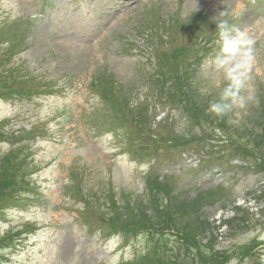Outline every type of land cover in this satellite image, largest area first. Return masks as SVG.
I'll return each instance as SVG.
<instances>
[{
  "label": "rangeland",
  "instance_id": "rangeland-1",
  "mask_svg": "<svg viewBox=\"0 0 264 264\" xmlns=\"http://www.w3.org/2000/svg\"><path fill=\"white\" fill-rule=\"evenodd\" d=\"M26 1L0 0V264H139L155 242L187 262L112 228L168 197L172 233L212 223L202 264H264V1ZM166 178L149 206L144 179Z\"/></svg>",
  "mask_w": 264,
  "mask_h": 264
},
{
  "label": "trees",
  "instance_id": "trees-1",
  "mask_svg": "<svg viewBox=\"0 0 264 264\" xmlns=\"http://www.w3.org/2000/svg\"><path fill=\"white\" fill-rule=\"evenodd\" d=\"M224 122V119L221 120V123ZM215 129H221V130H227V127L226 128H223L221 125H219L217 128ZM177 145H184V143H179L177 142ZM242 154L246 155V158L247 156L251 153L250 150L248 149H241L240 151ZM261 169L264 173V158L262 159L261 161ZM167 181V178L165 179L164 182H160V181H152V182H147L146 180V185L151 193V196H152V202L153 203H157L158 199H159V193H162L163 196H169L171 194L170 192V189L171 188H167L165 186H163L162 184H164L165 182ZM8 183L6 181L4 182H0V197L1 196H5V193H6V190L8 188ZM172 202V199H170V203ZM168 210V207H165L164 210L162 211L163 214L166 215V212ZM149 219L151 221L154 220V217L152 215L149 216ZM179 220H182L181 217H179ZM200 226V229L203 231L204 229L205 230H208V222L207 220L205 219L204 221H199V217H196L194 219V223H196ZM153 223V222H152ZM135 221L132 219L130 220L129 222H125L123 224V226L128 229V225H135ZM161 227V226H160ZM165 228H167V226H163L161 227L160 229L161 230H164ZM132 229V228H131ZM145 230L146 232H152L151 230H149V228H145V227H142V228H137L136 230ZM177 231H178V234L180 235L179 236V242L180 244L182 243V241L185 243L186 246H189V249L188 250H195L196 253H190V256L191 255H195V256H199V259L198 261L199 262H204V254L206 253V251L204 249H202V247H200V239H202L201 237V233L199 234H196L194 235V231L190 232V233H187L185 230L183 229H179V228H176ZM166 230V229H165ZM204 230V231H205ZM203 231V232H204ZM198 238V240H197ZM151 250V249H150ZM160 250L159 247L157 248H153L152 251H149V256H150V259L148 261L147 264H161L159 262V260L157 259V253L158 251ZM227 252V251H226ZM223 254V253H222ZM222 254H220L219 256L220 257H223ZM167 264H176L175 261L173 259H171ZM200 264V263H198Z\"/></svg>",
  "mask_w": 264,
  "mask_h": 264
},
{
  "label": "clouds",
  "instance_id": "clouds-1",
  "mask_svg": "<svg viewBox=\"0 0 264 264\" xmlns=\"http://www.w3.org/2000/svg\"><path fill=\"white\" fill-rule=\"evenodd\" d=\"M219 28H220V30H221L222 35H224V36H227V35H228L230 29H229V26H228V24H227L226 21H222V22L219 24Z\"/></svg>",
  "mask_w": 264,
  "mask_h": 264
}]
</instances>
